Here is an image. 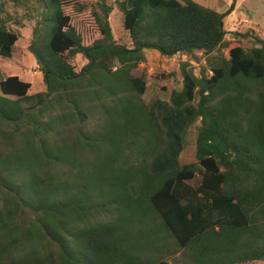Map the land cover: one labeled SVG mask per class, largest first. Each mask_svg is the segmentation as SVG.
Listing matches in <instances>:
<instances>
[{
	"label": "trees",
	"instance_id": "1",
	"mask_svg": "<svg viewBox=\"0 0 264 264\" xmlns=\"http://www.w3.org/2000/svg\"><path fill=\"white\" fill-rule=\"evenodd\" d=\"M31 3L46 92L0 82V264H175L178 253L264 263V41H225L226 15L194 0H114L127 47L98 0L100 37L87 44L66 12L73 0H0V58L20 39L8 5ZM145 50L203 53L211 75L184 63L183 89L146 104L148 73L132 76ZM93 107L102 121L88 131ZM197 122V163H182Z\"/></svg>",
	"mask_w": 264,
	"mask_h": 264
},
{
	"label": "rangeland",
	"instance_id": "2",
	"mask_svg": "<svg viewBox=\"0 0 264 264\" xmlns=\"http://www.w3.org/2000/svg\"><path fill=\"white\" fill-rule=\"evenodd\" d=\"M195 2L214 9L219 13L225 14L224 28L226 31L225 41H233L236 39V33H249L247 38H241L244 47L250 50L255 47H260L256 42V38L264 41V0H194ZM98 0H73V3L66 8L67 14L72 18L71 25L82 32L85 36V43L91 44L94 40L100 37L97 25L94 23L93 11L98 10ZM107 4L114 7V11L110 15L109 22L113 30L115 40L127 47H131V41L128 33L123 29L122 14L116 7L114 0H107ZM80 5L85 6V9L79 10ZM35 3L17 5L9 4L8 12L13 18V22L9 24V29L19 33L20 39L13 47L12 58H0V82L9 76H18L21 80L32 85L30 94L35 95L46 92V86L42 72L39 70L38 63L34 56L29 51V45L33 39V28L36 24L39 10ZM146 62L140 64L136 69H133L132 76L140 77L144 71H147L146 77V94L143 96V101L150 104L151 101L158 97L159 99L168 101L169 93L173 90L183 89V76L181 65L189 63L190 68L199 76L202 70L211 75V72L206 63L207 56L203 53H196L195 58L178 54L174 57L161 56L153 50H145ZM225 54H227L225 52ZM86 61L81 57H77L76 66L80 71L86 65ZM110 66L116 68L118 62H111ZM174 73L173 77L162 78L163 74ZM165 87L167 92H162ZM94 113L88 115L87 127L91 131L100 124L102 120ZM199 122L192 125L187 134V141L184 151L181 154L180 160L182 163H197L196 160V139L198 133ZM1 142V141H0ZM1 148H5L1 146ZM202 177L196 174L193 182L195 187L199 186ZM168 260L175 264H190V260L178 253ZM249 264V263H248ZM264 264V263H261Z\"/></svg>",
	"mask_w": 264,
	"mask_h": 264
},
{
	"label": "water",
	"instance_id": "3",
	"mask_svg": "<svg viewBox=\"0 0 264 264\" xmlns=\"http://www.w3.org/2000/svg\"><path fill=\"white\" fill-rule=\"evenodd\" d=\"M223 25V24H222Z\"/></svg>",
	"mask_w": 264,
	"mask_h": 264
}]
</instances>
